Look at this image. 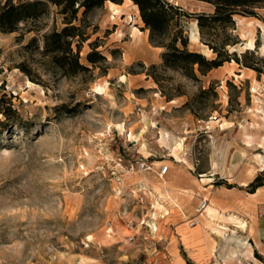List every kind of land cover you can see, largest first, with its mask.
<instances>
[{
  "label": "rangeland",
  "instance_id": "1",
  "mask_svg": "<svg viewBox=\"0 0 264 264\" xmlns=\"http://www.w3.org/2000/svg\"><path fill=\"white\" fill-rule=\"evenodd\" d=\"M115 5L72 24L86 70L44 53L65 26L52 4L0 33V264H264V76L235 62L194 77L164 68L138 8ZM256 13L234 17L229 53L264 59V5ZM194 22L182 21L187 50L214 59L190 39Z\"/></svg>",
  "mask_w": 264,
  "mask_h": 264
},
{
  "label": "trees",
  "instance_id": "2",
  "mask_svg": "<svg viewBox=\"0 0 264 264\" xmlns=\"http://www.w3.org/2000/svg\"><path fill=\"white\" fill-rule=\"evenodd\" d=\"M124 0H30L17 6L7 1L0 6V33H13L19 24L31 19H37L44 13L48 4L59 9L63 16L64 28L60 32H53L45 38V54H52L54 63L64 68L65 65L86 70L79 64L78 54H74L72 44L74 39H83L79 27L73 22L78 20V13L82 11L83 17L93 10L100 9L106 2L122 4ZM138 8L140 18L146 30L149 31L151 44L164 48L161 55L163 67L182 71L185 75L194 77V67L201 75H206L224 63L235 62L241 68L251 70L260 78L264 70L259 64L264 63L263 58L256 55L255 50L242 54L229 53L228 48L239 43L235 30V16L243 18H257V9H263L264 0H192L208 4L212 7L211 13H198L188 15L180 7L174 6L166 0H130ZM194 18L202 44L215 54L212 60L202 54L189 52L187 40L183 38L184 18ZM171 35L167 44L163 39ZM178 45L180 47H178ZM94 54L87 55V61L95 64ZM66 60L70 63L64 64ZM0 113L2 110L0 109ZM256 178L249 187L257 189Z\"/></svg>",
  "mask_w": 264,
  "mask_h": 264
},
{
  "label": "bare ground",
  "instance_id": "3",
  "mask_svg": "<svg viewBox=\"0 0 264 264\" xmlns=\"http://www.w3.org/2000/svg\"><path fill=\"white\" fill-rule=\"evenodd\" d=\"M129 2H131L130 0H127ZM109 4V7L113 10V12L117 13V7L118 5H115L111 2H107ZM136 7V6H135ZM190 39L192 41H198L199 39V33H198V28H197V25H196V21L194 22V31L191 33V36H190ZM246 46L248 49L250 50H253V42L252 41H248L246 43ZM102 91V88L100 86H96L95 87V93H99ZM175 101H171L170 104H174ZM259 159L262 160V157L259 156ZM206 211H210V208L207 206ZM175 212H178L176 211L174 208H171L168 212H167V217H163L162 220L159 222L158 226H159V232L160 231H163L164 230V227L166 226L167 222L171 219L173 213L175 214ZM166 214V213H165ZM158 226H157V229H158Z\"/></svg>",
  "mask_w": 264,
  "mask_h": 264
},
{
  "label": "built area",
  "instance_id": "4",
  "mask_svg": "<svg viewBox=\"0 0 264 264\" xmlns=\"http://www.w3.org/2000/svg\"><path fill=\"white\" fill-rule=\"evenodd\" d=\"M140 169H141V170H147L148 168H147L146 164L143 163V164L140 165ZM166 172H167V168H166V167L161 168L160 173H159V176L162 177ZM143 194H144V193H143ZM143 194H142L141 197H139V202H140V203H143V202H144V197H145V196H144ZM207 206H208V202H207L206 200H203V201L201 202V204L198 206L197 213H202V212H204V211L206 210ZM150 221H153V220L151 219ZM143 223H144V222H141V225H142ZM149 224L152 225V226H154V228L156 227V223H155V222H154V223H149ZM194 224H195V223H193L192 225H194ZM145 225H146V227H148V224H145ZM130 227L134 229L133 224H131ZM129 239L131 240L132 238H129Z\"/></svg>",
  "mask_w": 264,
  "mask_h": 264
}]
</instances>
